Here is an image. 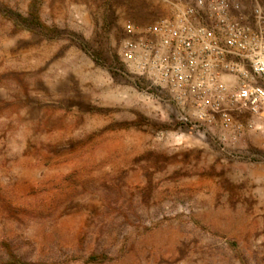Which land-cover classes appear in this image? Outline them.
<instances>
[{"label":"rangeland","instance_id":"374dc122","mask_svg":"<svg viewBox=\"0 0 264 264\" xmlns=\"http://www.w3.org/2000/svg\"><path fill=\"white\" fill-rule=\"evenodd\" d=\"M170 13L0 0V264H264V135L199 139L125 61Z\"/></svg>","mask_w":264,"mask_h":264},{"label":"built area","instance_id":"2783aa9c","mask_svg":"<svg viewBox=\"0 0 264 264\" xmlns=\"http://www.w3.org/2000/svg\"><path fill=\"white\" fill-rule=\"evenodd\" d=\"M170 14L131 24L123 43L134 75L179 109L199 139L264 135V8L258 0H158ZM264 164V153L259 156Z\"/></svg>","mask_w":264,"mask_h":264}]
</instances>
